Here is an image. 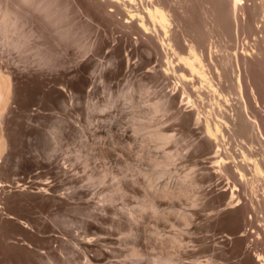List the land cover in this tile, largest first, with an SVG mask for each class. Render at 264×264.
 <instances>
[{
	"label": "rangeland",
	"instance_id": "374dc122",
	"mask_svg": "<svg viewBox=\"0 0 264 264\" xmlns=\"http://www.w3.org/2000/svg\"><path fill=\"white\" fill-rule=\"evenodd\" d=\"M109 2L0 0V19L14 13L28 41L19 53L0 46L11 93L0 108V264H261L264 176L242 161L245 150L264 168L260 0H244L234 18L228 0H159L175 51L161 28L144 34ZM192 38L216 91L179 59ZM208 123L220 125L217 138ZM156 127L173 135L163 144L172 163L150 137ZM215 148L225 164L214 162ZM186 174L195 182L187 192H162Z\"/></svg>",
	"mask_w": 264,
	"mask_h": 264
},
{
	"label": "bare ground",
	"instance_id": "6f19581e",
	"mask_svg": "<svg viewBox=\"0 0 264 264\" xmlns=\"http://www.w3.org/2000/svg\"><path fill=\"white\" fill-rule=\"evenodd\" d=\"M110 2H112L113 4H118V10H119V5L122 7V6H124V8H126L127 10L126 11H128V13H129V15H130V17L131 18H135V19H138V23H139V27H140V29H142L143 30V32H145L144 34H146V33H151V32H153V33H155L154 31H153V29L154 30H157L158 31V28H161L162 30H163V32H164V37L163 38H161L162 39V43H165V44H167L166 46L168 47L169 46V48H171V50H173V51H175L176 49H175V47H174V44H176L175 42H174V39H173V35L171 34V30H170V28H171V25H172V18H171V15L172 14H170L169 13V11L164 7V6H162L161 4H159L158 3V1L156 2L155 0H150L151 1V4H148V5H145V6H139L138 5V2H137V0H109ZM259 1V0H258ZM109 2V3H110ZM228 2L230 3V6H231V14L232 15H230V16H234V17H236L237 16V10H238V6H239V4H241L242 5V3L244 2V0H228ZM150 3V2H149ZM260 6H261V9H262V17H263V23H264V0H260ZM112 6V5H111ZM221 6V5H220ZM110 7V6H109ZM120 7V8H121ZM215 8V7H214ZM228 8V7H227ZM111 9V8H110ZM112 9H114L113 7H112ZM116 9V8H115ZM216 9V8H215ZM120 10H122V9H120ZM189 11V10H188ZM187 11V12H188ZM229 11V10H228ZM239 11V10H238ZM214 12V11H213ZM209 13V12H208ZM215 13V12H214ZM217 13V12H216ZM226 13V12H225ZM193 15V14H192ZM210 15V14H209ZM208 15V16H209ZM216 15V14H215ZM227 15V14H226ZM213 16V15H212ZM193 17V16H192ZM195 17V16H194ZM193 17V18H194ZM224 17H225V15H224ZM233 17V18H234ZM210 18H212V17H210ZM209 18V19H210ZM215 18V17H214ZM226 18V17H225ZM228 18H229V16H228ZM227 18V19H228ZM191 19V18H190ZM196 19V18H195ZM213 19V18H212ZM216 19H217V15H216ZM219 19H220V17H219ZM218 19V20H219ZM193 19H191V21H192ZM211 20V19H210ZM224 20V19H223ZM233 20V19H232ZM231 20V21H232ZM237 20V19H236ZM187 21V20H186ZM194 21V20H193ZM228 21H229V19H228ZM130 22V21H129ZM189 22H190V20H189ZM196 22V21H195ZM194 22V23H195ZM199 22V21H198ZM212 22H213V20H212ZM225 22V21H224ZM261 21H259V23H260ZM188 23V22H187ZM193 23V22H192ZM191 23V24H192ZM219 23V22H218ZM221 23H223V21L221 22ZM236 23V22H235ZM224 24V23H223ZM228 24H230V21L228 22ZM234 24V23H233ZM196 25V24H195ZM194 25V26H195ZM192 26V25H191ZM188 27V26H187ZM200 27V29H201V26H199ZM228 27V26H227ZM195 28V27H194ZM139 29V30H140ZM188 29V28H187ZM198 29V28H197ZM200 29H198V30H200ZM193 29L191 28L190 29V31H192ZM195 30H196V28H195ZM228 30V29H227ZM197 31V30H196ZM200 31H203L202 29L200 30ZM162 32V31H161ZM235 32V31H234ZM173 33V32H172ZM197 33H198V31H197ZM174 34V33H173ZM199 35H200V33H198ZM203 34V33H202ZM188 35V34H187ZM198 35V36H199ZM204 35V34H203ZM149 36H151V35H149ZM186 36V35H185ZM189 36V35H188ZM161 37V36H160ZM175 37V36H174ZM187 37V36H186ZM193 37V36H192ZM185 38V37H184ZM191 38V37H190ZM198 38V37H197ZM194 39H196V38H194ZM199 39H201V38H199ZM187 40V39H186ZM197 40V39H196ZM202 40H204L205 41V38L203 39V37H202ZM212 40V39H211ZM161 41V40H160ZM199 41V40H198ZM201 42V41H200ZM203 42V41H202ZM187 43H188V49H189V52L187 53V54H182V53H180L179 54V59L182 61V63H184V65L190 70V72L192 73V75H194V77L195 76H198L199 77V79L201 80V82H206L208 85H206V87L207 86H209L210 88H212L213 90H217V88L215 87V85L210 81L211 79H209V77H208V75H207V72L208 71H206V68H205V63H204V59L202 58V54H201V50H199L200 49V46H199V48H198V44H200L199 42H198V44L196 43V41L195 40H193V38H192V40H188L187 41ZM177 45V44H176ZM179 45V44H178ZM212 45V44H211ZM164 47V46H163ZM210 49V48H209ZM246 50V49H245ZM166 51V50H165ZM168 51V50H167ZM236 51V50H235ZM243 51H244V49H243ZM234 52V51H233ZM246 52V51H245ZM167 53V52H166ZM203 53V52H202ZM237 53V52H236ZM212 54H213V52H212ZM211 54V55H212ZM235 54V53H234ZM236 57V56H235ZM238 57V56H237ZM171 56L169 57V56H167V64L170 66L169 68H171L172 66H174V64H173V62L174 61H172L171 59ZM264 58V57H263ZM173 59V58H172ZM213 59V58H212ZM223 60V59H222ZM228 60V59H227ZM239 60V59H238ZM264 59H262V61H263ZM177 61V60H176ZM225 61V60H224ZM223 61V62H224ZM260 61V60H259ZM228 63H230V61L228 62ZM261 64H263L264 62H260ZM179 64V63H178ZM222 64H224V63H222ZM235 64V63H234ZM240 63H239V61H238V63L236 64L237 65V67H238V70L236 71L235 70V79H234V81L238 84V87H240V89H242V86H243V82H242V74H241V72H240V65H239ZM176 65H177V63H176ZM180 65H182V64H180ZM225 65H226V63H225ZM231 65V64H230ZM227 66V65H226ZM231 66H233V65H231ZM176 67V66H175ZM222 67V66H221ZM262 67H264V65H262ZM168 68V69H169ZM220 68V67H219ZM226 68V67H225ZM166 69H167V67H166ZM166 69L164 70V72L166 73ZM172 69V68H171ZM217 69H218V67H217ZM173 70H174V68H173ZM175 70H177V69H175ZM221 70V69H220ZM234 69H232V71H233ZM168 71V70H167ZM222 71H225V70H222ZM231 71V72H232ZM169 72V71H168ZM169 73H172L171 71L169 72ZM169 73H166V74H169ZM180 73V72H179ZM3 74V73H2ZM221 74V73H220ZM225 74V73H224ZM180 75V74H179ZM192 75H191V78H192ZM1 76V75H0ZM221 76V75H220ZM225 76V75H224ZM5 77V76H4ZM8 77V76H7ZM178 77H180V76H178ZM181 77L182 78H185V79H187V74L185 75V74H181ZM9 78V77H8ZM190 79V78H189ZM9 80V79H8ZM183 80V79H182ZM182 80H181V82H182ZM195 80V79H194ZM186 81V80H185ZM197 81V80H196ZM187 82V81H186ZM189 82V81H188ZM187 82V83H188ZM198 82V81H197ZM183 83V82H182ZM190 83V82H189ZM193 83V82H192ZM192 83H190V84H192ZM194 83H195V81H194ZM235 83V84H236ZM181 84V83H180ZM199 84V83H198ZM216 84V83H215ZM185 86V85H184ZM193 86V85H192ZM237 86V85H236ZM194 87H195V84H194ZM180 88V87H179ZM186 88H187V86L186 87H184V90H185V92L189 89H187L186 90ZM191 88V87H190ZM196 88H197V86H196ZM208 88V87H207ZM194 90H195V88H193ZM183 90V89H182ZM205 90V89H204ZM208 90V89H207ZM251 91H252V93H255L254 91V87H251ZM192 92V91H191ZM190 92V93H191ZM202 92V91H201ZM183 93V92H182ZM189 93V94H190ZM198 93V92H197ZM199 93H200V91H199ZM10 85H9V82L5 79V78H3V75L1 76V79H0V108L2 109L3 107H5V105L6 104H8L9 102V97H10ZM185 94V93H184ZM183 94V95H184ZM196 94V93H195ZM187 95V94H186ZM255 95V94H254ZM191 96V95H190ZM187 97V96H186ZM189 97V96H188ZM187 97V98H188ZM192 97V96H191ZM255 98V97H254ZM183 99H185V98H183ZM256 99V98H255ZM10 100H12V99H10ZM188 100V99H187ZM182 103V102H181ZM188 103V102H187ZM256 103H258V101L256 100ZM184 104V103H183ZM192 105V104H191ZM219 105V104H218ZM247 105V104H246ZM7 106V105H6ZM162 107H163V103L162 102H154L152 105H151V107H150V109H152V111L153 112H157V111H160L161 109H162ZM195 109V108H194ZM247 109H248V106H247ZM200 111V110H199ZM239 111V110H238ZM199 113V112H198ZM239 113L240 114H237L238 116H236V119H237V117H239V119H240V121L242 120L240 117H241V114H242V112H241V110L239 111ZM245 112H243V114H244ZM242 114V115H243ZM199 115V114H198ZM240 115V116H239ZM219 116V115H218ZM201 117V116H200ZM200 117L199 118H197V120L198 119H200ZM246 117V116H245ZM207 118V117H206ZM220 119H221V117H219ZM243 118V117H242ZM220 119H219V122H220ZM244 119V118H243ZM207 120H209V119H207ZM207 120H206V122H207ZM217 120V119H216ZM231 120V119H230ZM229 120V121H230ZM233 120V119H232ZM232 120H231V122H232ZM246 120H247V118H246ZM246 120H244L243 122H242V124H241V128H240V130L241 131H243V130H245L247 133H252L251 132V130H252V128H250V127H254V126H252V125H254V123H250L249 121H246ZM195 121V120H194ZM201 121H202V119H201ZM209 121H211V119L209 120ZM214 122H215V120H213ZM225 121V120H224ZM227 121V120H226ZM236 121V120H235ZM238 121V120H237ZM213 122V123H214ZM211 123V122H210ZM208 123L207 124V133H208V136H210V137H215V138H217L218 137V135H217V133H220L221 134V129H220V125L219 124H216V126H213L212 127V125L211 124H213V123ZM236 123V122H235ZM235 123H233V126H234V124ZM255 123H257L256 122V120H255ZM259 123V122H258ZM198 124H200V123H198ZM206 124V123H205ZM227 124H230V123H227ZM237 124H239V123H237ZM236 125V124H235ZM260 125V124H259ZM223 126V125H222ZM225 126H226V124H225ZM229 126H231V125H229ZM257 126V125H256ZM229 128V127H228ZM233 129V128H232ZM234 129H236V128H234ZM255 129V128H254ZM260 129V128H259ZM262 129V128H261ZM223 130V129H222ZM256 130V129H255ZM205 131V130H204ZM260 131V133H261V130H259ZM235 132H237V131H235ZM254 132V131H253ZM149 133H150V137H152V138H154V139H157L158 141V145H161V143H162V147L164 148V155H165V157H166V160H167V162L168 163H172V161L174 160V158H175V154L172 152V151H167L166 149H165V147H164V143L165 142H169L172 138H173V135L172 134H170V133H167V132H164V131H162V129L160 128H158V127H156V128H154V129H151L150 131H149ZM204 133H206V132H204ZM206 133V134H207ZM239 133V132H238ZM205 134V135H206ZM262 134V133H261ZM223 135V134H222ZM247 135V134H246ZM251 135V134H250ZM221 136V135H220ZM220 136H219V138H220ZM258 136V135H257ZM207 137V136H206ZM247 137H248V135H247ZM209 138V137H208ZM251 138V137H250ZM224 139V138H223ZM240 140H241V138H240ZM244 140V139H243ZM216 141H217V139H216ZM251 142H252V140H250ZM221 142V141H220ZM242 142V141H241ZM240 142V143H241ZM217 143H218V141H217ZM239 143V144H240ZM248 143V142H247ZM214 144H216V142L214 143ZM220 144V143H219ZM249 144V143H248ZM261 144V143H260ZM262 144H264L263 142H262ZM217 146H218V144H216ZM241 145V144H240ZM247 145V144H246ZM250 145V144H249ZM244 146V145H243ZM3 147V143L2 142H0V150H1V148ZM221 147V146H220ZM251 147V146H250ZM249 147V148H250ZM219 150V148H215V151H213V153L214 154H211V155H213V157H217V159L214 161L215 163L217 162V164H219V166H220V164H225V160L226 159H224L223 157H221L222 155H218V153L221 151H218ZM242 150V149H241ZM243 151V150H242ZM220 154V153H219ZM263 154V153H262ZM243 159L244 160H242V161H244V163H245V161H246V164H248V161L249 162H252L253 163V167H251V168H253L254 169V174H256V175H258V176H264V168H263V166L260 164V162L259 161H257L255 158H252L251 157V155H249L248 154V152L246 153L245 152V150L243 151ZM219 156V157H218ZM232 157L231 158H233V164H234V171L236 170L237 172H238V174L240 175V178L241 179H243V180H246V181H251L250 180V178H249V180H247V178H246V174L243 172V170L239 167V164H238V162L237 161H240V160H238L233 154L231 155ZM264 156V155H263ZM254 157V156H253ZM248 160V161H247ZM212 162V161H211ZM241 163H243V162H241ZM240 163V164H241ZM252 163H250V164H252ZM249 164V165H250ZM215 165V164H214ZM240 166H242V165H240ZM251 166V165H250ZM243 168V167H242ZM222 170H224L223 168H222ZM221 171V170H220ZM236 172V173H237ZM253 174V175H254ZM253 178H255V177H253ZM179 179V180H178ZM252 179V178H251ZM256 179V178H255ZM177 180H178V182H177V185H174V186H177L176 188L174 187V189L172 190V189H169V188H165V187H163L162 189V192H164V194H166V195H170V194H175V192L177 193V190L179 191V193H185V192H187L188 191V189H189V187H193V184L195 183H193V181H191L190 180V178H189V176H188V174H186V176H183V177H180L179 176V178H177ZM176 180V181H177ZM243 180H241V181H243ZM256 180H260V179H256ZM252 181H254V179H252ZM255 182V181H254ZM254 182H249L250 184L251 183H253L254 184ZM176 183V182H175ZM0 184H1V181H0ZM253 184H251V185H253ZM168 186V185H167ZM168 187H170V186H168ZM42 188V187H41ZM170 188H172V187H170ZM237 188V185L235 184L234 185V189H236ZM176 189V190H175ZM234 189L232 190V193H231V198H234V196H235V192H234ZM234 200H235V198H234ZM239 199H237V201H238ZM231 202V201H230ZM229 202V203H230ZM231 203H234L233 201L231 202ZM26 222V221H25ZM27 226V225H26ZM264 227V226H263ZM259 257H258V259L259 260H261L260 262H261V264H264V256L263 255H261V254H259L258 255ZM163 261V260H162ZM167 262H169V263H171L170 262V260H166ZM167 262H165L164 261V263H166L167 264ZM172 262H173V260H172ZM173 264V263H172Z\"/></svg>",
	"mask_w": 264,
	"mask_h": 264
},
{
	"label": "clouds",
	"instance_id": "9594fccd",
	"mask_svg": "<svg viewBox=\"0 0 264 264\" xmlns=\"http://www.w3.org/2000/svg\"><path fill=\"white\" fill-rule=\"evenodd\" d=\"M30 6L26 4V7ZM49 7H54L50 5ZM18 21L15 14L9 11L3 13L0 19V46L19 53L27 44V38L22 34V29H17Z\"/></svg>",
	"mask_w": 264,
	"mask_h": 264
}]
</instances>
